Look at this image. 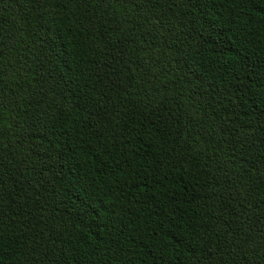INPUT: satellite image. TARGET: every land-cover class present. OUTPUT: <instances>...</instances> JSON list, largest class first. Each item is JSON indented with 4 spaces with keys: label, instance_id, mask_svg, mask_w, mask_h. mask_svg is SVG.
Masks as SVG:
<instances>
[{
    "label": "trees",
    "instance_id": "16d2710c",
    "mask_svg": "<svg viewBox=\"0 0 264 264\" xmlns=\"http://www.w3.org/2000/svg\"><path fill=\"white\" fill-rule=\"evenodd\" d=\"M0 264H264V0H0Z\"/></svg>",
    "mask_w": 264,
    "mask_h": 264
}]
</instances>
